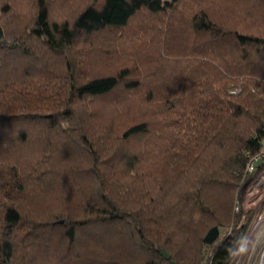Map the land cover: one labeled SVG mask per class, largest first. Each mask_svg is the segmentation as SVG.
<instances>
[{"label":"trees","instance_id":"16d2710c","mask_svg":"<svg viewBox=\"0 0 264 264\" xmlns=\"http://www.w3.org/2000/svg\"><path fill=\"white\" fill-rule=\"evenodd\" d=\"M27 3L0 5V264H230L245 225L203 237L234 222L264 135V0Z\"/></svg>","mask_w":264,"mask_h":264},{"label":"rangeland","instance_id":"374dc122","mask_svg":"<svg viewBox=\"0 0 264 264\" xmlns=\"http://www.w3.org/2000/svg\"><path fill=\"white\" fill-rule=\"evenodd\" d=\"M5 0H0V5H4L5 3H7L8 1L10 0H6V2H3ZM13 2V4H9V6L13 7L15 12L17 13H24L25 11H27L28 9V3H27V0H11ZM92 2H96V0H53V17L57 20H65V19H68L70 20L71 18H73L82 8H84L87 4H91ZM4 12H0V15H4L3 14ZM79 53L83 54L82 51H78ZM83 56V55H82ZM52 59H48V63H50L49 67L51 68L55 63H57L58 60H55L57 59L56 57H51ZM83 59V58H82ZM105 58H98L96 59V62L94 63V65L97 67V68H101V69H105V67H111V65L113 64L111 61L110 62H104L105 60H103ZM77 61H81L80 58H76ZM20 63L16 62L14 64H12V66L8 65L7 67L5 68H10L9 69V72L12 71V69L17 73V72H20L21 69H19L18 67H21L19 66ZM38 65V68H33V69H36V70H32L31 73H30V77L28 79H24L18 86V89H20L21 91H24L25 93H28V88L27 87H30L34 82L37 81V79H39V76H38V72L42 69V63L41 62H37L36 63ZM59 64V63H58ZM111 69V68H110ZM108 69V70H110ZM8 72V71H6ZM4 73V72H3ZM3 75V74H2ZM31 88V87H30ZM30 91V94L33 93V89L31 88ZM38 113H47L49 112L47 109H46V106H43V107H39L38 109ZM34 111V110H33ZM42 121H45V119H42ZM42 129V128H40ZM40 129H36V130H40ZM43 132L44 131H47L46 135H45V139L48 140V143H44V136L41 135L39 136L38 133L37 135L39 136H36L34 133L32 134V136L38 140L37 142V156L39 154H43V153H49L48 150L45 151V149L42 150V147H54L56 146V141L60 138L59 135H56L54 132L55 131H58L57 129H46V130H42ZM58 137V139H56ZM21 146H17L16 148H20ZM24 149V147H23ZM22 149V150H23ZM22 150H20L19 152H21ZM24 152H26V154L24 155H18L16 157V159L18 158L20 161L23 160V158L25 159H30L33 157V152L27 154L28 152H30V148L26 147L24 150ZM51 151V150H50ZM10 153V152H9ZM3 155H5L6 157H4ZM8 152H4L3 154H0V159H2V162L4 163H8ZM14 159V160H16ZM13 160V161H14ZM18 160V161H19ZM17 162V161H16ZM246 190L243 189V191L241 192L240 196L239 197H243V199H245L247 197L246 195ZM237 198V195L234 196ZM62 200L63 198L60 200V201H54L52 205H49L47 207V210H45V212H50L51 213V210L53 211H56V209L62 204ZM240 200V201H242ZM68 202L72 203L73 202V199H68ZM236 202V201H235ZM235 202H233V208H232V215L234 216V222H232V224H228V225H224V226H220L218 227L219 228V235L217 237V239L214 241L213 245L217 244L221 239L222 237H224L225 234L228 233V231H232V228L235 227H239V226H242L245 224V226L243 228H245L247 226V222H248V219L247 217L249 218L251 213H247L245 216V218H241L239 213L235 211V208H234V205H235ZM74 204V203H73ZM72 204V205H73ZM75 206V205H74ZM74 206L71 208L74 209ZM246 212V211H245ZM251 222V223H250ZM250 222H248L250 225H252V222H253V219L250 217ZM243 224V225H242ZM244 232H245V229L243 231V234L240 238V241L242 240L243 238V235H244ZM229 234V233H228ZM247 240H245L243 242V245L241 247V250L239 251V254H238V257L240 256L239 260L238 261H243V264H248V260L246 257L248 255V253L251 251V249H254L253 251L254 252H259L261 249H264V231H261V232H258V233H253V236L249 235L247 238ZM239 241V243H240ZM238 243V245H239ZM245 243V245H244ZM237 245V247H238ZM237 247H236V250H237ZM244 247L246 249H244ZM235 250V255H237V251ZM247 259V260H246ZM238 261H233L232 264H240L238 263ZM257 263V256H255L254 260L252 261V264H256Z\"/></svg>","mask_w":264,"mask_h":264},{"label":"built area","instance_id":"2783aa9c","mask_svg":"<svg viewBox=\"0 0 264 264\" xmlns=\"http://www.w3.org/2000/svg\"><path fill=\"white\" fill-rule=\"evenodd\" d=\"M235 91H237V89L232 90V92ZM246 156L247 162L245 166V175L247 177V184L245 192L247 197L243 200V197H237L235 199L236 202L234 208L235 211L239 213L241 218H245L247 213H251L250 217L253 219V222L252 225H250L248 223L250 222V217H247V226L245 227L243 238L237 247V255L234 253L230 264H232L233 261L239 260V251L241 250L243 242L247 240L246 238L249 235L253 236V233L264 231V135H262L260 138L258 150L255 152L247 151ZM244 249L246 248L244 247ZM253 250L254 249H251L246 257L249 259L248 264H252L255 256H257L256 264H264V249H261L257 253ZM238 263L243 264V261H238Z\"/></svg>","mask_w":264,"mask_h":264},{"label":"water","instance_id":"95a60500","mask_svg":"<svg viewBox=\"0 0 264 264\" xmlns=\"http://www.w3.org/2000/svg\"><path fill=\"white\" fill-rule=\"evenodd\" d=\"M218 235H219L218 226H213L207 231V233L203 237V242L206 244H211L217 239ZM158 251L162 255L163 258L167 260L170 259V254L167 251H165L164 249H158ZM171 263L176 264L175 261H171Z\"/></svg>","mask_w":264,"mask_h":264}]
</instances>
